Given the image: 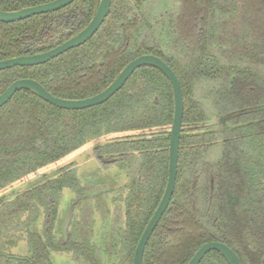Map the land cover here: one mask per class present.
<instances>
[{"label":"trees","instance_id":"trees-1","mask_svg":"<svg viewBox=\"0 0 264 264\" xmlns=\"http://www.w3.org/2000/svg\"><path fill=\"white\" fill-rule=\"evenodd\" d=\"M49 1L0 0V8ZM98 4L76 0L55 12L0 22V60L63 43L87 26ZM255 4L112 0L109 15L85 44L44 64L0 70V94L15 80L32 78L67 99L103 91L143 54L161 57L175 71L184 96L177 181L145 248L144 264H187L209 241L226 243L242 264H264V26L252 21L264 11ZM200 85L214 94L213 104L194 99ZM217 116L219 121H211ZM173 117L172 85L152 66L136 69L106 102L81 110L58 108L29 90L16 92L0 108V192L88 142L118 165L126 183L113 198L115 188L82 184L67 166L0 196V264H51L56 251H75L78 264H102L103 251L90 242L95 214L103 209L107 220L108 205L119 199L125 202L126 227L116 229L114 241L121 235V248L115 244L109 256L114 264H133L167 185ZM66 188L76 192L77 207L86 213L74 227L76 237L73 221L64 242L55 224ZM43 216L45 231L39 228ZM19 238L26 239L28 259L10 251ZM200 264L228 263L212 250Z\"/></svg>","mask_w":264,"mask_h":264},{"label":"water","instance_id":"water-1","mask_svg":"<svg viewBox=\"0 0 264 264\" xmlns=\"http://www.w3.org/2000/svg\"><path fill=\"white\" fill-rule=\"evenodd\" d=\"M76 0H52L35 6L24 7L18 10L5 11L0 8V22L11 23L27 19L29 17L55 12L65 8ZM112 0H99L96 12L90 22L79 33L64 41L63 43L41 53L22 55L0 60V70L16 66H35L49 62L66 51L79 47L91 39L100 29L110 13ZM143 66H152L159 69L170 81L174 93V117L170 130L169 142V167L168 180L164 194L145 227L134 252L133 264H144V252L148 241L167 210L176 187L178 174V160L180 150V137L184 116V96L181 82L175 71L159 56L154 54H143L132 59L121 70L116 79L103 91L82 99H67L53 95L40 82L32 78H21L13 81L0 94V108L3 107L20 90H29L44 101L67 110H81L90 108L106 102L118 92L127 82L133 72ZM76 202H73L61 225V233L64 241H68L69 227L74 215ZM216 250L222 254L228 264H242L238 254L226 243L220 241H209L202 244L187 264H200L206 254Z\"/></svg>","mask_w":264,"mask_h":264},{"label":"rangeland","instance_id":"rangeland-1","mask_svg":"<svg viewBox=\"0 0 264 264\" xmlns=\"http://www.w3.org/2000/svg\"><path fill=\"white\" fill-rule=\"evenodd\" d=\"M256 2V7L259 10L264 11V0H254ZM261 12V11H260ZM256 19H252L253 24L255 23L258 26H264V16L259 17L255 16ZM199 23V22H198ZM196 24V23H195ZM197 97L195 96L194 99H197L202 101L204 103H211L213 104L215 101L214 94L207 89V86H199L197 89ZM200 99V100H199ZM207 101H206V100ZM201 103V102H200ZM219 116L213 118L211 121H219ZM221 121V120H220ZM185 129V128H184ZM188 129H185L187 131ZM213 155L215 157L220 155V152L213 151ZM106 158H103L101 155L97 154L95 142H88L81 147L75 149L65 157L61 158L60 160L56 161L53 164H50L46 167H43L39 169L38 173L30 174L26 178H24L21 181H18L17 183L10 185L5 190L0 192V196L2 195H12L14 191L22 190L26 188L29 184L33 183L37 175L41 176L42 174H50L60 168H64L67 166L74 167L77 176L80 178V181L82 184L85 183H91V184H104L105 188L107 189H114L112 197L115 198L114 194L119 193L117 190L118 187L124 186L126 183V177L119 169L118 165L116 163H108ZM108 160V159H107ZM126 195V192L124 196ZM119 198V197H118ZM77 194L74 190L70 188H66L61 193V198L59 200V209H58V215H57V222L55 224V230H59L61 233V225L62 222L67 214L69 206L76 202ZM108 209L111 212V215L106 220L105 213L103 209H100L96 212V225H95V235L93 239L90 241L91 244H96L100 248H105L107 250L106 256L104 258V261L102 264L107 262L108 264L112 263V259L109 256L110 249L114 248L115 244L119 245V248H121V235L118 236L117 241L111 240L110 233L106 230L107 225L113 224L115 227L114 231L117 234L116 229H119V233L124 231L126 227V211H125V202L124 200L120 201V199L117 202L110 203L108 205ZM86 213L85 208L77 207L75 208L74 216L72 219L73 225V237H76V232L74 227L78 228L77 222L81 220ZM71 222V223H72ZM45 223L44 216L42 217L41 221L39 222V228H43V224ZM110 226V225H109ZM46 228H43L42 231H45ZM71 229V226H70ZM70 235V234H69ZM20 236V235H18ZM71 236V235H70ZM117 239V237H116ZM115 249V248H114ZM11 253L16 255H22L24 256L27 253V242L26 239H17L15 240V243L11 246L10 249ZM51 260L53 264H78L77 261V254L75 251H68V252H52L51 253ZM114 264V262L112 263ZM116 264V262H115Z\"/></svg>","mask_w":264,"mask_h":264},{"label":"flooded vegetation","instance_id":"flooded-vegetation-1","mask_svg":"<svg viewBox=\"0 0 264 264\" xmlns=\"http://www.w3.org/2000/svg\"><path fill=\"white\" fill-rule=\"evenodd\" d=\"M74 3V2H73ZM63 9V8H62ZM58 11V10H57ZM59 45V44H58ZM57 46V45H56ZM55 47V46H54ZM53 47V48H54ZM36 54V53H35ZM77 203H78V200H77ZM77 203H76V206H77ZM76 206H75V208H76ZM74 212H75V210H74ZM74 216V215H73ZM73 219V218H72ZM72 222V221H71ZM71 225V224H70ZM110 225V224H109ZM107 225V228H106V230L110 233V235H111V240L112 241H114L115 239H114V237H117V235H116V232L114 231V229H115V227L113 226V224L112 225ZM70 228V227H69ZM61 236H62V233H61ZM62 238H63V236H62ZM93 239V238H92ZM64 240V239H63ZM68 240H69V237H68ZM65 242V241H64ZM67 242V241H66ZM99 246H101V245H99ZM98 246V247H99ZM100 248V247H99ZM103 249V250H102ZM101 251H103L102 252V256H103V258H105V256H106V253H107V250H105V248H102L101 247ZM100 251V252H101ZM221 254V253H220ZM222 255V254H221ZM239 256V255H238ZM19 258H23V259H28V258H26L25 256H21V257H19ZM239 258H240V256H239ZM227 262V261H226ZM263 262H264V258H263ZM242 263V262H241ZM51 264H53L52 263V260H51ZM104 264H107V262H105Z\"/></svg>","mask_w":264,"mask_h":264}]
</instances>
